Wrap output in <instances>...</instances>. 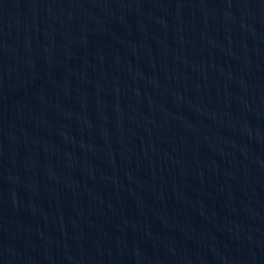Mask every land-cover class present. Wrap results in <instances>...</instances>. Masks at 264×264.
Listing matches in <instances>:
<instances>
[{
	"label": "water",
	"instance_id": "obj_1",
	"mask_svg": "<svg viewBox=\"0 0 264 264\" xmlns=\"http://www.w3.org/2000/svg\"><path fill=\"white\" fill-rule=\"evenodd\" d=\"M264 174V0H0V264H113Z\"/></svg>",
	"mask_w": 264,
	"mask_h": 264
}]
</instances>
